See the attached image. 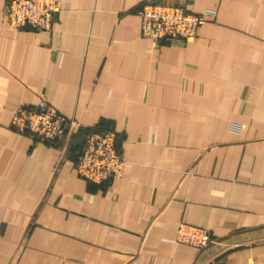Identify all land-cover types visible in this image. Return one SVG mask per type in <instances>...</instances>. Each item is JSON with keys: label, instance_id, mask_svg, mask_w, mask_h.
<instances>
[{"label": "crops", "instance_id": "0c3cea01", "mask_svg": "<svg viewBox=\"0 0 264 264\" xmlns=\"http://www.w3.org/2000/svg\"><path fill=\"white\" fill-rule=\"evenodd\" d=\"M60 1L37 30L0 0V264H264V0ZM151 1L215 14L155 43ZM40 98L75 122L54 141L10 125ZM108 130L124 168L97 184L75 162Z\"/></svg>", "mask_w": 264, "mask_h": 264}, {"label": "built area", "instance_id": "2783aa9c", "mask_svg": "<svg viewBox=\"0 0 264 264\" xmlns=\"http://www.w3.org/2000/svg\"><path fill=\"white\" fill-rule=\"evenodd\" d=\"M60 0H4L3 13L15 29L25 26L37 30L50 28L53 16L61 10ZM141 35L161 43L169 39L188 38L213 15V10L193 11L181 3L147 2L137 10ZM75 124L58 113L43 98L34 106L20 105L12 113L11 127L21 135H32L41 141H54L64 135L67 126ZM233 125L231 130L239 131ZM117 133L92 131L84 138V148L75 162L77 174L94 183L121 176L124 160L116 147ZM176 242L203 248L214 241L204 228L180 222L175 230Z\"/></svg>", "mask_w": 264, "mask_h": 264}]
</instances>
